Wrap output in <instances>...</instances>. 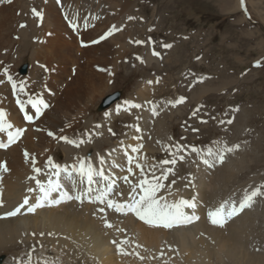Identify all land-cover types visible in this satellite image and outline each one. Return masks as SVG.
Returning <instances> with one entry per match:
<instances>
[{
  "label": "bare ground",
  "instance_id": "6f19581e",
  "mask_svg": "<svg viewBox=\"0 0 264 264\" xmlns=\"http://www.w3.org/2000/svg\"><path fill=\"white\" fill-rule=\"evenodd\" d=\"M134 1L38 0L41 7L39 5L40 8L36 7L35 9L43 13V20L41 21L36 16L37 20L33 17H26V21L29 19L30 28L33 26L26 45L30 44V47H34L32 57L36 62L43 57L45 58L44 67L48 69L50 67L49 75L43 83L46 88L44 90L47 91L44 95L48 97V107L43 120L45 123L49 122L45 132L54 133L56 138L49 136L48 133H45L43 139L41 138L43 140L40 143L41 149L36 151L39 154L34 157L35 167L42 169L39 174L33 171L32 159L21 161L19 163L21 168H15L14 165L12 166L10 157V159L7 156L5 159L4 156L0 157V162H6L8 168V171L0 172V199L3 200V207L0 209V264H19L20 261L27 260L29 252H32V264H38V262L44 264L45 261L48 264H264V244L263 246L258 245L264 241L257 239L260 237L257 233V229H259L257 217L260 215L254 211L255 199L251 207H246L239 215L227 220L223 226L212 224L207 217L209 209H214L225 200L238 203L243 198L245 191L250 189V186L247 189L243 186L239 190L234 180L237 177L238 167H232L233 164H230L231 161L227 156L223 162H220L218 160L220 147L217 148L213 144L206 146L204 150L195 148L196 151H193L194 148H190L186 152L182 151L192 167L187 168L186 171L184 168L179 169L174 173V177L173 173H169L167 179L162 181L164 187L157 192L158 197L162 196L169 202H175L181 197L186 200L195 198L196 208L194 210L187 209L199 215V221L191 227L173 230L153 227L145 225L144 221L135 220L131 215H119L114 209L106 206L100 207L86 202L79 204L76 201L58 207H42L34 214L9 219L1 218V214L21 204L25 196L35 202L37 193L27 191L30 187H36L35 181L30 180L29 177L36 175L42 182H47L48 174L53 171L46 164L49 157L52 158L54 164L67 165L69 169H72L71 166L79 159H83L85 163L90 162L96 170L103 168L105 176L115 181L114 197L118 199H122V196H127L131 192L129 183L125 182L123 177L128 176L132 183L138 181L140 170L135 167L137 161L144 165L145 173L149 177L153 165L156 166V176H160L161 171L166 169L164 168L166 165L161 168V161L157 162V159L163 156L159 151L168 145L171 115H168V106L157 105L151 101L145 103L143 101L144 104L140 108V114H142L140 122L136 121L113 147H104L106 142L103 141L107 139V135H99L98 128L94 127V132H97L95 135H99L97 139L93 140L94 135L89 133L90 139H82L83 142L79 144V147L67 142L63 143L67 146L63 150L67 156L64 162L57 160L63 154L62 151L58 154L59 157L52 155L56 143L62 141L58 137L66 136L70 140L79 141L71 137L72 129L76 126L79 128L81 125L92 124L93 119H87V113L92 107L90 105L97 92L104 88L105 81L107 83V69L112 67L115 69L120 55L123 54L124 42L131 36L130 32L122 28L124 21L130 20V16L127 14L130 11L123 15L121 12L134 6ZM224 1L227 3L226 7L231 8V0ZM235 4L240 6L238 1ZM12 10H14L13 6L5 5L1 8L3 15L0 19V43L9 41L10 36L16 31L13 29L15 25L23 22L15 15L16 18H14L18 21L16 24L12 23L14 21L12 20ZM124 14L128 17H125ZM121 15L124 19L121 18ZM118 23L120 31L118 35L114 36L113 33L118 31ZM113 26L116 27V30L110 36L98 43H92ZM128 50L130 51V49ZM72 57H75L74 61L80 64L84 61L83 59L89 58V60L84 69L78 68L79 70L67 72L66 65L69 64L70 58L73 59ZM59 65L66 69H61ZM23 67L25 70L22 71ZM23 67L20 71L21 74L27 72L26 66ZM7 69L8 72H4L3 78L8 83V93L6 92L5 96H0V105L7 112L6 119L14 126L9 131H14L15 128H20L16 124L20 119H18L17 98L23 101L26 96H29L30 86L34 82H30L29 77L17 76L9 68ZM9 75L17 84L15 93L12 89V82L8 81ZM21 83L25 88L24 93L19 91ZM60 86L62 88L59 91ZM143 90L146 91L145 89L139 91L143 93ZM118 105L120 106L119 110L117 109ZM130 105H137V103L126 99H117L116 105L109 110L108 118L112 120L115 115L127 110H134L135 107ZM11 113L17 114L14 116ZM101 128L103 127L99 125L98 131ZM0 137L6 140L7 133L0 132ZM95 141L103 142L100 144L101 148H95ZM13 146L15 144L6 150L9 152V156L12 154L15 157L19 152L14 156ZM21 146L23 145L21 144ZM133 147H137L138 151L132 152ZM209 148L212 149L213 155L211 156L208 155ZM25 149H23V154ZM174 152L173 156L175 157L176 153ZM129 155L133 157V175L127 172ZM101 157L104 160L103 164L100 163ZM29 158L31 157L29 156ZM205 159L209 161L208 164L204 163ZM239 170L241 171L240 168ZM63 178L59 177L58 179L67 189H71L74 183L75 187L80 183L78 175L76 180L66 176ZM52 179L56 180L57 177L53 176ZM94 179L99 183L92 185L93 193L97 188L105 187L107 183L100 177H94ZM173 181H175L174 184ZM231 185L232 188L229 189L228 186ZM137 191L139 192V189ZM101 208L104 209L103 212L100 211ZM105 221L111 226H106ZM256 227L257 229H255ZM113 241L116 243L114 244ZM122 241L123 243H121ZM29 243H31V250L25 249ZM117 245H119V249ZM22 247L24 248L22 249ZM33 248L35 251H32Z\"/></svg>",
  "mask_w": 264,
  "mask_h": 264
},
{
  "label": "rangeland",
  "instance_id": "374dc122",
  "mask_svg": "<svg viewBox=\"0 0 264 264\" xmlns=\"http://www.w3.org/2000/svg\"><path fill=\"white\" fill-rule=\"evenodd\" d=\"M237 1L240 6L235 4ZM134 2V6L121 12L123 15L130 11L127 14L132 18L128 22L124 21L122 25L125 31L131 33L130 38L124 42V55H120L117 68L107 69V83L105 81L104 88L97 92L93 102L89 104L92 107L87 113V119H93V122L89 126L74 127L70 133L71 137L81 141L90 139L89 133H91L95 140L100 134H105L107 139L103 141L106 142L104 147H113L136 121L140 122L142 117L140 108L145 102L166 105L168 115H171L169 116V135L172 134V137L169 136L167 147L159 151L163 156H160L157 162L175 158L174 165L164 166V168H173V177L179 169L184 168L186 171L187 168L192 167L183 154L187 149L200 150L212 144L217 148L220 147L219 149L225 144L228 147L239 145L232 153H225V158L228 157L230 164H233L232 167H238L237 177L234 178L235 184L239 190L243 186L246 189L250 186L249 191L257 187H261L264 191L262 187L264 186V0H244V7L241 6V0H231V8L226 7L227 3L224 0H135ZM5 5L13 6V24L18 21L15 19L16 16L23 22L15 25L13 29L16 31L10 36L9 41L0 43V81L6 82L0 83V96H5L7 92L8 83L3 78V74L4 69L9 68L17 76L29 77L30 82H34L30 86L29 96L43 99L48 105V97L44 95L47 91L43 83L49 75L50 67L49 69L44 67L45 58L43 57L36 62L32 57L34 47H30V44H28L29 47L26 45L33 26L30 28L29 19L27 21L25 19L33 17L37 20L31 8L34 6V8H40L41 4L38 0H0V7ZM1 8L0 19L3 15ZM122 15L121 18L124 19ZM128 15L124 14L125 17ZM21 25L25 26L21 27ZM117 25L118 31L113 33L114 36L120 31V24ZM136 41H142V43H136ZM164 44L172 46L165 48ZM81 48L84 47L81 46ZM154 51L160 55H154ZM72 58L66 65L67 72L84 69L89 60V58L83 59L84 61L80 64L74 61L75 57ZM257 61L260 62L259 66H256ZM24 65L27 72L21 74L20 71ZM60 68L66 69L62 65ZM61 88L62 86L59 87V91ZM140 89H145L147 92L143 90L141 93ZM117 91L121 93L119 100L136 102L139 109L132 112L124 111L111 120L107 115L116 103L104 111H99L98 106L105 96ZM98 93L103 95L100 97ZM180 97L186 99L182 103H174ZM27 99L28 96L23 100L24 109L34 116L35 109L26 103ZM201 105L203 107H200L197 114L192 115L193 111ZM0 107L4 108L2 105ZM18 108V119H20L16 124L24 128V132L13 146L12 152L15 153L14 156L18 152L19 154L13 157L12 154L9 156L6 149L0 150L2 153L0 157L4 156V159L5 156L10 157L12 166L14 165L15 168H21L19 163L26 160L22 153L23 149L26 148L24 153L26 150L29 152L31 157L29 159L39 154L36 151L41 149L40 143L43 142L45 133H48L45 130L49 123L43 120L46 108L42 109L41 117L34 118L33 124L24 120L20 106ZM11 114L15 116L17 113ZM229 119H232L231 124L220 123ZM202 120L206 123H202ZM99 125L103 127L100 131H98ZM94 127L98 128L99 135H95L97 132H94ZM194 129H196L195 132ZM103 142L97 141L94 144L95 148H101L100 144ZM63 143L65 144L63 140L60 143L57 142L52 151V155L57 157L62 151L63 154L57 158L62 162L67 157L63 151L67 146ZM177 146L183 147L179 149L180 152L177 148L175 149ZM173 152L176 153L175 157ZM181 156L183 160L180 161L178 158L180 159ZM16 158L18 159L15 160ZM230 187L232 188V185L228 186L229 189ZM254 199V211L260 215L257 217L259 229L257 227L255 229L262 237L264 236V196L258 195ZM30 244L24 245L25 249L31 250Z\"/></svg>",
  "mask_w": 264,
  "mask_h": 264
},
{
  "label": "snow or ice",
  "instance_id": "6c2138e0",
  "mask_svg": "<svg viewBox=\"0 0 264 264\" xmlns=\"http://www.w3.org/2000/svg\"><path fill=\"white\" fill-rule=\"evenodd\" d=\"M241 6L244 7V0H241ZM246 11V8H245ZM32 13L34 16L38 17L41 21L43 20V13L41 11H37L35 8L32 9ZM129 19H132L129 17ZM25 25H21V27H24ZM73 27H75V24H73ZM116 30V27L113 26L108 32H106L104 35L100 36L98 40L92 41V43H98L100 40L106 39L108 36L112 34V32ZM136 43H142V41H136ZM83 44V42H82ZM165 48H170L172 45L170 44H164ZM154 55L159 56L160 54L157 52H153ZM260 62H256V66H259ZM102 71L104 69H101ZM5 73L8 72V69H4ZM203 79V78H200ZM8 81L12 82V89L15 93L17 90V84L13 82L12 76H8ZM3 81H0L2 83ZM158 82V81H157ZM151 83V81L149 82ZM20 93H24L25 88L23 83H21L19 88ZM186 98L180 97L177 101L174 103H182ZM16 103L20 106V111H24L25 102L21 99L17 98ZM27 103L31 105L32 109H35V114L28 115L25 113L24 119L28 121H32L35 117H39L42 114V109L47 108L48 105L45 103L43 99L40 98H33L32 96H28ZM129 103V102H125ZM133 107H139V105H130ZM119 105L117 106V109L119 110ZM200 107H203L202 105L199 106L196 110L193 111L192 115H196L199 111ZM238 111V109H236ZM107 115V114H106ZM202 123H206V121H201ZM232 123V119H229L227 121H220V123ZM13 124L9 122L6 119V112L3 108H0V132H6L7 133V142L0 139V148H7L11 144L15 143L23 134L24 129L22 128H15L14 131H9V129H13ZM196 129H194L195 131ZM111 131V130H110ZM49 136H52L54 138L55 134L52 132L48 133ZM58 139L63 140L67 143L73 144L74 146L79 147V144L83 141H76V140H70L66 136H60ZM239 145H235L233 147H228L226 144L219 149L218 151V160L220 162L224 161L225 153L234 151L235 148H238ZM177 150H179V146H177ZM138 148L133 147L132 152H137ZM193 151H196L194 148ZM25 159H29V154L27 151L24 153ZM208 155H213L212 149H208ZM180 159H183L181 156ZM32 163H33V171L36 174H39L42 172V169L35 167V158L32 157ZM100 163L103 164L104 160L101 157ZM205 164H208L209 161L207 159L204 160ZM46 164L50 166L53 171L48 174L47 182H42L40 179L36 177V175L30 176V180L35 181V188H28L29 193L36 192L37 195L35 196V202L29 203V197L25 196L23 199V202L19 204L14 210L8 211L5 213V216H15L18 213H20L21 209H23L25 206L27 207L28 212H34L37 208L44 207L47 205H53V204H60L63 200H81L84 196H89L90 199H93L95 201H99L101 204H106L107 208L114 209L118 213H133L136 217H138L141 221H144L145 223L152 225V226H163L165 228H172L174 225L178 224H186L191 223L193 220H198L199 217L196 216L193 212V214L189 215L185 212V208L195 209L196 204L194 202L195 198L192 200H186L184 198H180L179 200L175 202H169L164 197H158L157 192L164 187V184L162 183L163 180L167 179L169 173H172V168H166L161 171L160 176H156V166L153 165L152 169L150 170V177L149 175H146L145 173V167L143 164L139 163L138 161L135 164V167L138 168L139 171V178L136 183H132L129 181V177L125 176L123 177V180L127 183H129L131 187V192L129 193L130 199L128 201H125L124 203L117 202L113 199L109 198V194L113 191V186L115 181H112L109 177L105 176L103 168L100 170H96L93 165L88 162L85 163L83 159L77 160L75 164L71 166L72 171H74L80 178V183L84 184L85 181L87 183V187H85L82 191L78 192L75 196H72L69 194L68 191H65L63 188V185L59 181V176L61 172L67 173L71 175L69 172V166H61L58 164H54L52 161V158L49 157ZM128 164L129 167L127 168V172L130 175L134 174L133 171V157L128 156ZM161 168H163V165L166 164H175V160H164L160 162ZM2 171H8L7 163L6 162H0V172ZM57 177L56 180H53L52 177ZM94 177H100L104 181H106V186L103 188H97L95 190L96 194L95 196H90L91 193H93L92 185L99 183V181L95 180ZM173 184L175 181L172 182ZM73 187H75V183L73 184ZM264 187V186H262ZM139 189V192L137 191ZM53 193H59L58 198L53 197ZM258 195L264 196V191L261 190V187H257L253 190L245 191L243 198L237 203L236 201H222L217 207L214 209H209L207 212V217L210 220V222L214 225H220L223 226L227 220L232 219L233 217L239 215L246 207H251V204L253 203V200ZM138 196V198H137ZM3 205V200L0 199V206ZM101 212L104 211L103 208L100 209ZM106 226L110 227L111 225L107 224V221H105ZM115 244L116 241H113ZM123 243V241L121 242ZM119 249V245H117ZM32 251H35L33 248ZM28 258L25 261H20L19 264H32V252H29L27 254ZM40 264V262H38ZM44 264H48L47 261L44 262Z\"/></svg>",
  "mask_w": 264,
  "mask_h": 264
},
{
  "label": "water",
  "instance_id": "95a60500",
  "mask_svg": "<svg viewBox=\"0 0 264 264\" xmlns=\"http://www.w3.org/2000/svg\"><path fill=\"white\" fill-rule=\"evenodd\" d=\"M25 70V68H22V71ZM120 92H116L113 94H110L107 96L103 101L100 103V107H98V110H102L106 107H108L110 104H112L114 101H116L120 97Z\"/></svg>",
  "mask_w": 264,
  "mask_h": 264
}]
</instances>
